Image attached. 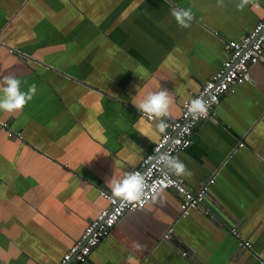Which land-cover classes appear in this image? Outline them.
I'll return each mask as SVG.
<instances>
[{
    "label": "crops",
    "instance_id": "obj_1",
    "mask_svg": "<svg viewBox=\"0 0 264 264\" xmlns=\"http://www.w3.org/2000/svg\"><path fill=\"white\" fill-rule=\"evenodd\" d=\"M239 2L0 0V92L8 77L24 92L36 85L22 110H0V264L60 262L108 206L101 191L112 193L111 182L137 169L164 134L137 106L167 90V118L179 119L228 60L227 42L264 17V0L242 11ZM174 9H191L190 27ZM251 76L176 156L191 173L176 177L192 189L214 178L213 217L181 218V195L159 191L126 213L86 264L264 262V60Z\"/></svg>",
    "mask_w": 264,
    "mask_h": 264
},
{
    "label": "built area",
    "instance_id": "obj_2",
    "mask_svg": "<svg viewBox=\"0 0 264 264\" xmlns=\"http://www.w3.org/2000/svg\"><path fill=\"white\" fill-rule=\"evenodd\" d=\"M226 49L229 52L228 60L223 63L218 72L211 77L196 96L184 101L181 117L177 120L163 118L167 124L164 134L146 154L140 166L133 171L144 176L145 183L149 186L146 189L148 196L143 198L142 202L129 203L114 198L112 193L101 191V196L107 201L108 206L91 220L81 238L63 255L58 264H86L93 251L108 237L126 213L142 210L153 200L151 191L153 187L158 190L172 189L181 195V218H187L192 210H202L206 216L213 217L207 207V202L211 186L215 183L214 178L204 182L199 190H194L182 179L167 172V169L156 157L160 155L176 157L190 148L199 124L217 117L216 110L222 98L233 92L236 86L252 82V67L264 60V17L241 40L228 41ZM198 99L207 104V113L204 116L194 117L189 112V107L193 101ZM141 115L150 122L158 121L150 120L144 113ZM13 135L10 133L11 137ZM168 180L173 183H168ZM229 230L238 240L241 248L251 249V242L242 238L238 228L232 227ZM174 235L175 230L172 227L167 231L164 239L167 242H173ZM181 254L184 257L188 256V252L185 250Z\"/></svg>",
    "mask_w": 264,
    "mask_h": 264
},
{
    "label": "clouds",
    "instance_id": "obj_3",
    "mask_svg": "<svg viewBox=\"0 0 264 264\" xmlns=\"http://www.w3.org/2000/svg\"><path fill=\"white\" fill-rule=\"evenodd\" d=\"M250 0H240L237 4L239 10H243ZM218 3L222 6L223 0H218ZM173 15L178 21L181 27H190V22L193 19V14L191 9H174ZM36 93V85L33 84L27 92L21 91V81L8 77L6 78V87L0 92V110L5 112H15L17 110H22L25 105L32 100ZM171 96L167 90H161L157 93H153L147 96V98L140 103L137 107L138 110L145 115L150 120H158L157 125L159 131L164 133L167 124L164 122L163 118L168 117L169 107L171 104ZM189 112L194 117L204 116L207 113V104L202 100H195L189 107ZM156 159L163 164L167 172L175 176H190L191 173L186 169V166L179 161L176 157H171L169 155H160ZM167 179V176H165ZM112 195L114 198H119L122 202H142L143 198L148 196L146 189L149 187L145 183L144 176L139 172H130L122 180L112 181ZM168 183H173V181L168 180ZM153 193V200L159 195V191L162 189H156L153 187L151 189ZM133 248L139 249L140 245L138 243H133Z\"/></svg>",
    "mask_w": 264,
    "mask_h": 264
}]
</instances>
